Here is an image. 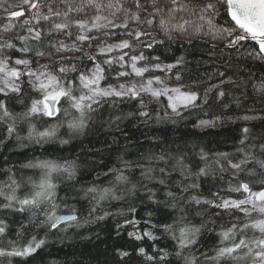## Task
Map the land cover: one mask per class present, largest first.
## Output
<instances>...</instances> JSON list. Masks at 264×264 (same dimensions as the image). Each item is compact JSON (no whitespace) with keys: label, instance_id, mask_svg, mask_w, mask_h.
I'll use <instances>...</instances> for the list:
<instances>
[{"label":"snow or ice","instance_id":"snow-or-ice-1","mask_svg":"<svg viewBox=\"0 0 264 264\" xmlns=\"http://www.w3.org/2000/svg\"><path fill=\"white\" fill-rule=\"evenodd\" d=\"M21 3L31 15L20 22L16 18L23 11L9 5L0 27V147L67 145L97 120L117 131L130 118L175 123L208 104V93L224 81L210 85L202 99L180 82L181 72L173 71L183 68L185 57L165 63L153 54L158 45L166 51L174 42L195 47L207 37L264 62V0ZM220 18H226L223 24ZM53 34L71 44L49 41L53 51L42 50L44 37ZM253 91L264 96V77ZM225 95L216 92L217 100ZM125 105L133 110L125 113ZM257 119L264 117L244 115L231 122ZM218 120H200L194 127L215 128ZM63 128L67 139L60 134ZM237 133L232 151L202 146L196 151L192 145L189 152L178 145L175 152H141L136 160L121 156L90 181L78 179L74 159L32 157L17 165L4 156L0 264H27L47 246L49 235L110 216L120 217L112 231L127 237L131 247L115 249L122 261L136 255L148 264H171L170 257L182 264H264V133L247 124ZM80 201L89 206L86 216L76 206ZM120 202L126 210L110 211ZM162 237L171 245L161 246Z\"/></svg>","mask_w":264,"mask_h":264},{"label":"trees","instance_id":"trees-1","mask_svg":"<svg viewBox=\"0 0 264 264\" xmlns=\"http://www.w3.org/2000/svg\"><path fill=\"white\" fill-rule=\"evenodd\" d=\"M4 16L5 13L1 12L0 27L6 22L2 19ZM224 19L226 18H220L219 23L223 24ZM49 41L52 42L51 38L44 37L40 45L42 50L53 51L49 47ZM194 43L195 47L174 42L170 51L158 45L153 54L161 55L165 63L172 62L173 56L183 55L187 63L183 68L173 71L181 72L180 82L193 86L202 99L210 85L224 81L219 89L208 93V104H204L202 108L193 109L190 114L186 113L183 119L177 118L175 123L164 119L145 124L135 118L125 119L120 124V131L108 127L104 120H97L84 134L73 136L67 145L55 142L46 144L43 148L38 145L19 148L14 142H8L6 147H0V162L4 156H8L10 161L17 165L32 157L74 159L79 166L78 179L90 181L97 172L116 164L117 158L121 156L127 160H136L141 152L159 153L161 149L175 152L178 145L181 150L189 152L192 145H196V151L201 146L206 150L232 151L233 142L238 136L237 129L245 124L256 134L264 133V119L231 122L244 115L264 117V96H257L253 91V84L264 77V62L249 58L243 48L239 51L225 48L223 43L211 41L206 37ZM213 44L216 46L213 47ZM220 73L224 75L221 76ZM155 74L162 75L159 72ZM218 90L226 93L222 101L216 98ZM199 102L202 103V100ZM225 104L228 105L227 108L224 107ZM122 107L125 113L133 110L132 105ZM217 117L218 127H194L200 120ZM106 118L107 113L104 119ZM60 134L63 138H68L66 128L61 129ZM24 171L30 174V170ZM135 177L139 178L138 171ZM203 190L207 195V187ZM63 194L61 192V195ZM76 206L81 216L87 215L89 206L86 202L80 201ZM126 207V203L120 202L110 211L115 213L117 209L126 210ZM116 219L120 217L110 216L104 221L49 235L47 246L35 257L29 258L27 264H148L144 258L136 255H133L131 260L125 258L122 261L119 258L116 248L123 246L131 251V247L127 237L118 238L114 235L112 226ZM160 244L171 245V241L162 237ZM143 246L147 247V242ZM169 250L171 251L170 248ZM170 260L171 264H182L174 257H170Z\"/></svg>","mask_w":264,"mask_h":264},{"label":"rangeland","instance_id":"rangeland-1","mask_svg":"<svg viewBox=\"0 0 264 264\" xmlns=\"http://www.w3.org/2000/svg\"><path fill=\"white\" fill-rule=\"evenodd\" d=\"M9 5H18V7L14 8V9H11V10L23 11L24 15L21 16V17L16 18L20 22H22L24 19L28 18L31 15V12L28 11L27 5H22L21 0H0V13L4 12L3 8L4 7H8ZM45 37L51 38L52 43H55L57 40H63L65 43L71 44V39L65 37L62 34H53L52 36H45ZM85 51H88L86 45H85ZM67 55H69V56H73V55L79 56L80 54L79 53H75V54L68 53ZM172 83H175V82H172Z\"/></svg>","mask_w":264,"mask_h":264}]
</instances>
